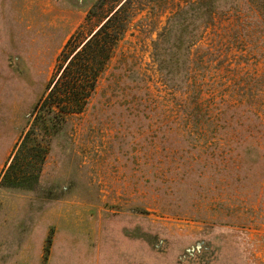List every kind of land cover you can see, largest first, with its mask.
I'll list each match as a JSON object with an SVG mask.
<instances>
[{"label":"rangeland","instance_id":"1","mask_svg":"<svg viewBox=\"0 0 264 264\" xmlns=\"http://www.w3.org/2000/svg\"><path fill=\"white\" fill-rule=\"evenodd\" d=\"M252 1L0 0V264H264ZM119 7L85 109L39 112L68 39Z\"/></svg>","mask_w":264,"mask_h":264},{"label":"trees","instance_id":"2","mask_svg":"<svg viewBox=\"0 0 264 264\" xmlns=\"http://www.w3.org/2000/svg\"><path fill=\"white\" fill-rule=\"evenodd\" d=\"M248 1L250 2L251 0ZM251 3H253V8L262 10L263 7L259 6L258 0H254ZM119 14L120 7L96 31H91L88 39L78 49L77 46L83 41L79 37L82 30L68 39L58 58L57 69L62 68V62L65 61L66 63L59 76L57 78L53 77L49 81L48 94L42 101L39 100L37 102L35 108L39 105V112L47 104L59 107L58 110L61 115L81 113L85 109L88 98L90 95L92 98L95 93L98 79L123 35V29L114 27L111 24ZM37 117L43 118L40 113ZM230 145H234L233 142ZM251 146L253 149H260L258 144L257 146L250 144ZM222 150L225 153L222 154L224 160H227L235 152L234 146L232 150H227L225 147ZM9 167H12V164ZM261 187L262 180L257 182V188L261 189Z\"/></svg>","mask_w":264,"mask_h":264}]
</instances>
